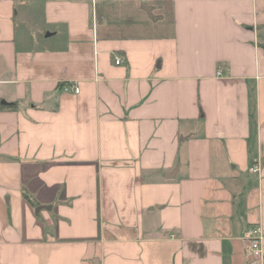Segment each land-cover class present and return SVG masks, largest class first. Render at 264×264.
I'll use <instances>...</instances> for the list:
<instances>
[{
	"label": "crops",
	"instance_id": "0c3cea01",
	"mask_svg": "<svg viewBox=\"0 0 264 264\" xmlns=\"http://www.w3.org/2000/svg\"><path fill=\"white\" fill-rule=\"evenodd\" d=\"M10 103L0 264H264V0H0Z\"/></svg>",
	"mask_w": 264,
	"mask_h": 264
},
{
	"label": "built area",
	"instance_id": "2783aa9c",
	"mask_svg": "<svg viewBox=\"0 0 264 264\" xmlns=\"http://www.w3.org/2000/svg\"><path fill=\"white\" fill-rule=\"evenodd\" d=\"M114 62L116 64L122 63V58L119 56L114 57ZM62 90L64 92L73 91L78 92V87L71 83H64L62 85ZM248 171L251 173H258L260 171V163L257 159L248 167ZM263 240L264 232L260 225L249 226L245 232V255L248 260H262L264 258L263 250Z\"/></svg>",
	"mask_w": 264,
	"mask_h": 264
},
{
	"label": "trees",
	"instance_id": "16d2710c",
	"mask_svg": "<svg viewBox=\"0 0 264 264\" xmlns=\"http://www.w3.org/2000/svg\"><path fill=\"white\" fill-rule=\"evenodd\" d=\"M12 108V109H15L16 108V103H10V104H0V108ZM24 197L29 200V197L26 193H24Z\"/></svg>",
	"mask_w": 264,
	"mask_h": 264
},
{
	"label": "water",
	"instance_id": "95a60500",
	"mask_svg": "<svg viewBox=\"0 0 264 264\" xmlns=\"http://www.w3.org/2000/svg\"><path fill=\"white\" fill-rule=\"evenodd\" d=\"M2 103H5L4 101H2Z\"/></svg>",
	"mask_w": 264,
	"mask_h": 264
}]
</instances>
